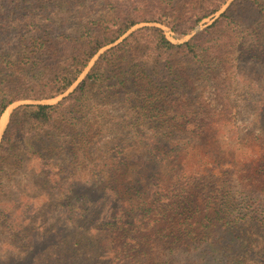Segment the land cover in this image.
<instances>
[{"label": "trees", "instance_id": "16d2710c", "mask_svg": "<svg viewBox=\"0 0 264 264\" xmlns=\"http://www.w3.org/2000/svg\"><path fill=\"white\" fill-rule=\"evenodd\" d=\"M229 1L202 0L182 15L180 4L157 0L143 15L147 4L137 0L84 24L85 0H0V42L25 26L17 59L0 55V123L12 105L38 102L12 112L0 176L11 165L31 170L35 196L58 198L64 213L52 224L43 204L39 217L14 227L0 212L22 245L16 255H0V264H264L262 192L239 199L229 181L193 178L178 164L218 116L199 103L195 79L210 84L223 71L225 40L235 50L246 34H264V0H234L182 44L158 26L130 33L156 23L186 37ZM72 20L84 26L68 34ZM257 46L237 60H257ZM177 249L187 259L173 262Z\"/></svg>", "mask_w": 264, "mask_h": 264}, {"label": "rangeland", "instance_id": "374dc122", "mask_svg": "<svg viewBox=\"0 0 264 264\" xmlns=\"http://www.w3.org/2000/svg\"><path fill=\"white\" fill-rule=\"evenodd\" d=\"M2 1L6 5L12 2V0ZM53 1H56L57 4L59 0ZM76 1L82 4L84 2V0ZM85 1L88 9L80 11L86 14L84 24L102 17H112L116 8L120 9L123 3L137 5L135 3L137 0ZM156 1L142 0L143 4H147V7L141 11L143 15L154 10L153 7L157 5ZM200 1L202 0H160L161 3H164L162 4L163 7L170 4L173 5V3L180 4L179 10L183 13L182 15L191 5ZM233 1L230 0L213 16L214 18L204 19L186 37L180 38L168 27L156 23H142L132 30L135 31L144 26H158L166 32L167 37L173 43L182 44L191 40L192 37L211 25L220 17L223 13L222 11L225 12L228 9L229 3ZM56 9L55 6L50 7L48 12L52 13ZM71 12L76 14L77 11H71L70 8L67 11L66 14L73 19L75 14ZM72 21L73 23L71 22L65 27L68 34H74L81 29V26H84H77V22ZM23 30H25V26L21 24V26L13 30L11 34L13 36L9 35L1 40L0 55L9 54L12 60L17 59L19 52L17 44L23 34ZM258 40L260 41L258 42ZM261 41L264 42V34L258 32V34L252 35L251 32L249 35L246 34L243 45L239 49L234 50L230 46L229 41L225 40L224 45L228 49L223 54L225 56L222 57L223 59L226 58L223 71L215 74V78L210 84L200 78L195 79L192 91H196L199 94L201 98L199 103L202 101L206 107L215 108L218 116L213 119V123L207 128L200 140L192 142L182 149L178 163L183 173L193 178H206L207 182L218 179L229 181L234 190L238 191L237 197L239 199L244 198L249 193H252L253 197H255L262 192L261 195L264 200V46L261 47ZM252 45H258L257 60L252 61L249 58H244L242 61L237 60L241 56L240 54L238 57L239 53L241 51L244 52L245 49ZM96 60L97 58L92 61L83 74L82 79L90 72ZM196 75L200 74L195 73V77ZM73 91L74 89H71L65 96H68ZM65 96L51 101H43V103L55 104ZM11 110L12 108L8 109L9 114ZM14 167L16 166L7 167L8 172L0 176V212L10 216V223L15 224L14 227H17L21 225V221L24 218L28 222L32 217H39L42 205L46 204L50 207V212L48 216L46 215L49 219L48 222L53 224L56 220H59L58 217L64 215L59 206L61 201H58V198L55 202L54 200L51 201L50 197L52 196L47 193L43 194L42 198L39 199L38 196H35L36 187H40L38 184L35 185L36 174L29 169H17V167ZM41 194L42 190L39 191L38 195ZM195 194H200V203L202 204L204 201L202 193L196 191ZM64 198L65 194L62 196V202ZM53 203L56 205L53 206ZM12 212L14 213L13 218ZM2 218L3 216L0 218V255H16L22 252L20 238L18 239L17 237L19 236L14 235L10 229L5 227L6 224H4ZM45 218L40 219L37 226H40ZM33 234H36V232H33ZM187 257V254H183L180 249H177L171 258L173 262H182Z\"/></svg>", "mask_w": 264, "mask_h": 264}, {"label": "water", "instance_id": "95a60500", "mask_svg": "<svg viewBox=\"0 0 264 264\" xmlns=\"http://www.w3.org/2000/svg\"><path fill=\"white\" fill-rule=\"evenodd\" d=\"M231 3H232V2H231ZM231 3H229V5H230ZM229 5H228V7H229ZM228 7H227V8H228ZM222 12H224V11H222ZM222 12H221V13H222ZM221 13H220V14H221ZM133 30H134V29H133ZM133 30L130 31V33L133 32ZM130 33H129V34H130ZM105 50H106V49H104L103 51H101L100 54H102ZM98 56H99V55H98ZM98 56H97L96 58H98ZM96 58H95V59H96ZM82 76H83V75H82ZM82 78H83V77H81L80 80H79V81H78V82H77V83H76L71 89H75V88L78 86V84L83 80ZM71 89H70V90H71ZM70 90H69V91H70ZM35 103H38V102H19V104H17V105L14 104V105H12V106L10 107V108H12L10 114H12V112H13L16 108H18L19 106H21V105H25V104H35ZM39 103H40V104H45V103H43V102H39ZM7 111H8V110H7ZM7 111H6V112H7ZM10 114H8V115H9V116H8V123H9V119H10V116H11ZM8 123H7L6 127L3 129V131H1V129H0V141H1L2 137H3V134L5 133V131H6V129H7ZM0 125H1V123H0Z\"/></svg>", "mask_w": 264, "mask_h": 264}, {"label": "bare ground", "instance_id": "6f19581e", "mask_svg": "<svg viewBox=\"0 0 264 264\" xmlns=\"http://www.w3.org/2000/svg\"><path fill=\"white\" fill-rule=\"evenodd\" d=\"M8 111L4 114V116L2 117L1 120V131H3V129L6 127L7 123H8Z\"/></svg>", "mask_w": 264, "mask_h": 264}]
</instances>
